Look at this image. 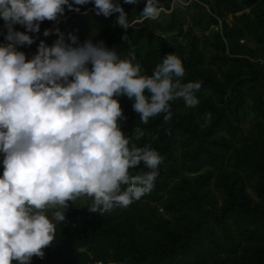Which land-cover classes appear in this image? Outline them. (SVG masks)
I'll return each mask as SVG.
<instances>
[{
  "label": "rangeland",
  "instance_id": "rangeland-1",
  "mask_svg": "<svg viewBox=\"0 0 264 264\" xmlns=\"http://www.w3.org/2000/svg\"><path fill=\"white\" fill-rule=\"evenodd\" d=\"M92 2L116 14V38L65 36L60 21ZM2 59L29 74L23 94L0 107V167L11 193L0 202V264H32L13 256L38 249L34 220L55 233L118 230L152 261L181 252L186 239L201 242L200 264H264V228L247 239L240 226L255 219L236 205L221 214L231 191L250 208L264 201V0H0ZM94 71L131 77L130 98L141 91L119 127L92 124L110 89ZM148 100L157 106L150 119L162 120L158 145H132L127 138L146 135L139 114ZM173 117L186 129L169 134L171 160L142 167L159 158ZM70 208L93 215L75 221ZM93 256L134 264L111 247Z\"/></svg>",
  "mask_w": 264,
  "mask_h": 264
},
{
  "label": "trees",
  "instance_id": "trees-1",
  "mask_svg": "<svg viewBox=\"0 0 264 264\" xmlns=\"http://www.w3.org/2000/svg\"><path fill=\"white\" fill-rule=\"evenodd\" d=\"M256 0H245L247 5H251ZM90 5H95L96 8L105 6L103 2H92L91 4L84 5L83 7H78L73 9L68 16H66L62 21H60L61 32L72 39L78 40L91 34L94 30L99 32V36L103 41H109L116 38L117 30L112 27V21L116 16L115 13H105L101 10L89 9ZM113 5H110V8ZM240 7H236L234 12L240 10ZM234 30V29H229ZM76 73H81L83 70L73 69ZM97 80L100 84L107 87L109 85L110 89L103 92L101 106L98 107L97 117L92 118V124L100 125V128L119 127L124 122L128 121V116L126 113L129 108H135L136 99L140 98L141 91L137 92L136 98H130L127 94L130 88L131 77L123 76L115 71H94ZM27 70H18L12 63H8L6 60H0V107L10 105L13 101L18 99L24 92V87L28 82ZM121 83L124 89H118ZM212 84V83H211ZM113 86V87H112ZM108 87V88H109ZM147 106H145L139 118L141 119L140 125L146 131V135L141 138H127V142H132V145L143 146L145 144L158 145L157 143V126L162 120L159 117L155 119H150V117L155 116V110L157 106L152 103V100L146 101ZM134 110V109H133ZM161 118V117H160ZM175 129H186L180 120L173 117V124L163 136L165 143L160 147L159 158L155 161H150L143 163L141 166H151L159 167L164 160H171L172 157L169 156L168 150V140L169 134ZM4 138L0 141L4 143ZM147 146V145H146ZM131 168V167H130ZM134 168V167H132ZM109 175H113V168H106ZM8 173L3 167H0V202L10 198L11 196L8 187ZM50 191V183L45 182V187L40 192L39 203L45 204L48 202V196ZM119 196L128 194V191H123V189H115L114 191ZM132 194V190H130ZM144 190L140 191V196H143ZM148 194V193H146ZM231 201L222 208V213L224 214L231 209L234 205L239 209V213L244 215L246 219L252 220L251 227H248L246 223L240 226L241 233L244 234L245 238H253L258 230L264 228V201L261 207L250 208L244 203L243 198L234 191L230 192ZM71 216L75 221H82V223H88L92 217V212H75L74 209L70 208ZM34 227L39 230L37 236L34 238V243L38 247H27L24 254L13 256L17 262H27L31 261L32 264H97L96 257L93 255L100 253L103 248L111 247L116 251H124V255L128 258L130 257L134 264H200L203 260L200 252L201 249L194 250V246L200 245L201 242H189V240H184L180 243L178 249L181 252L173 251V248L164 253L158 260L152 261L147 254L140 248L133 237H129L120 233L118 230L111 229H95L87 230L82 233H55L47 227L34 220ZM4 225H7L4 223ZM8 226V225H7ZM126 236V237H125ZM126 242L128 249L122 247ZM218 246H221L218 244ZM84 248V249H82ZM102 248V249H101ZM180 254L178 257L177 255ZM93 254V255H92ZM18 258V259H17ZM14 261L13 259L11 262ZM3 264V263H1Z\"/></svg>",
  "mask_w": 264,
  "mask_h": 264
},
{
  "label": "built area",
  "instance_id": "built-area-1",
  "mask_svg": "<svg viewBox=\"0 0 264 264\" xmlns=\"http://www.w3.org/2000/svg\"><path fill=\"white\" fill-rule=\"evenodd\" d=\"M24 15L25 17L32 19L34 21L38 20V14L37 12L33 11V9L31 7H26L24 9Z\"/></svg>",
  "mask_w": 264,
  "mask_h": 264
}]
</instances>
